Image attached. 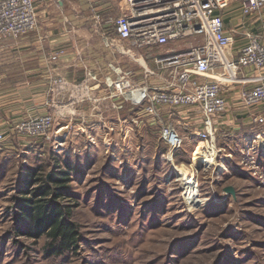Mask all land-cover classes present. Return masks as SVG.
<instances>
[{
    "label": "rangeland",
    "instance_id": "374dc122",
    "mask_svg": "<svg viewBox=\"0 0 264 264\" xmlns=\"http://www.w3.org/2000/svg\"><path fill=\"white\" fill-rule=\"evenodd\" d=\"M182 40L150 47L152 56L193 41ZM109 103L103 123L114 121L113 130L100 120L81 126L76 113L57 114L54 129L63 126L59 134L66 139L57 148L51 140L6 131L0 142V264H264V140L245 144L250 135L240 127L230 132L218 124L217 152L206 164L203 145L196 150L195 108L181 107L171 119L185 143L169 162L152 119L142 116L132 125L125 102L116 120ZM197 151L203 155L195 162ZM29 168L34 178L48 179L69 170L68 192L59 202L79 227L76 250L46 256L44 235L25 233L17 196L39 183H22ZM228 185L233 194L224 191Z\"/></svg>",
    "mask_w": 264,
    "mask_h": 264
},
{
    "label": "built area",
    "instance_id": "2783aa9c",
    "mask_svg": "<svg viewBox=\"0 0 264 264\" xmlns=\"http://www.w3.org/2000/svg\"><path fill=\"white\" fill-rule=\"evenodd\" d=\"M37 1L0 0V42L8 38H19L36 29ZM229 1L125 0L126 11L109 18L108 22L114 25L118 38L127 42L126 46L124 43H116L115 48L135 60L140 68L141 80L135 78L132 69L109 62L100 71L84 66V76L78 82L70 83L63 77H52L49 86L51 89L55 87L57 91L66 89L71 93L69 100L60 104L72 105L87 101L99 105L101 100L109 99L108 106L118 111L126 102L132 111L129 118L132 125L138 123L142 116L152 119L158 125L159 138L167 148L163 157L169 162H173L174 153L185 143V137L178 131L171 116L175 109L181 107L197 108L202 121L200 127L195 129L196 150L202 143L201 149L208 153L202 159L206 163L205 159L210 158V152H217L216 122L227 109L223 89L240 80L238 71L241 69L264 68V36L261 35L246 33L247 41L241 46L238 55L233 59L225 56L224 49L231 44L233 37L224 29L218 11ZM241 1L245 14L258 12L264 7V0ZM102 33L103 43L109 46L111 36L106 31ZM188 37L201 39L191 41L184 48L154 56L152 60L155 69L145 62L143 56L133 52ZM63 52L60 49L51 53L50 60H57ZM256 81L242 91L240 99L249 110L248 121L263 128L244 138L245 144H260L264 140V82ZM95 87L99 90L96 91ZM252 107L256 110H251ZM56 115L50 111L22 118L0 130V142L6 139V131H10L51 140L57 148L65 144L66 139L59 134L63 126L54 129ZM109 128L114 129L112 125ZM210 162L209 159L207 163Z\"/></svg>",
    "mask_w": 264,
    "mask_h": 264
},
{
    "label": "crops",
    "instance_id": "0c3cea01",
    "mask_svg": "<svg viewBox=\"0 0 264 264\" xmlns=\"http://www.w3.org/2000/svg\"><path fill=\"white\" fill-rule=\"evenodd\" d=\"M242 7L241 0H230L218 11L222 17L224 29L233 37L231 44L224 49L225 56L229 59L235 58L241 46L246 43V33L264 36V7L258 12L247 14L243 12ZM36 9L38 23L35 30L19 38H8L0 42V130L12 126L31 114L50 111L55 114L62 112L67 116L69 111L73 110V115L76 113L73 117L83 122L81 126L84 127L87 119L100 120L99 122L103 123V118H106L105 101L108 100H101L99 105L84 101L77 103L78 107L75 103V105L60 104L67 102L71 93L69 94L66 89L62 91H57L55 87L51 89L49 85L51 78L57 76L65 78L70 83L78 82L84 76V66L100 71L109 62L132 69L135 72V78L141 80L140 68L135 60L115 48L116 43H124L126 46L127 42L118 38L114 25L108 22L109 18H114L126 11L125 0L94 2L38 0ZM103 31L112 38L110 45L105 48L101 40ZM192 39L197 41L201 38ZM180 41H170L166 44L173 45ZM60 49L64 52L57 60L51 61L50 54ZM106 50L111 57L103 58V53L106 55L108 53ZM133 52L143 56L146 63L151 61L150 65L156 68L152 63L153 53L150 48L133 50ZM238 75L241 77L240 80L223 89L227 109L216 123L217 125L225 124L230 132L243 126L248 127L250 131L257 128L260 131L263 127L248 121L249 110L242 104L240 95L256 80L264 82V68L246 67L238 71ZM160 81L156 80V82ZM95 90L98 91L99 88L95 87ZM50 100L53 102L50 103ZM197 110L195 108L196 128L200 127L202 121L200 114L199 117L197 116L199 113ZM251 110L256 109L252 107ZM69 115L71 116L72 113ZM115 118L118 120V111H115ZM111 125L114 127V121H111ZM106 127L109 128V126Z\"/></svg>",
    "mask_w": 264,
    "mask_h": 264
},
{
    "label": "trees",
    "instance_id": "16d2710c",
    "mask_svg": "<svg viewBox=\"0 0 264 264\" xmlns=\"http://www.w3.org/2000/svg\"><path fill=\"white\" fill-rule=\"evenodd\" d=\"M241 130L243 134L258 132V128L250 131L245 126L241 127ZM52 153V151H48L49 156ZM65 165L68 167L67 163ZM25 171L29 176L27 181H22V183L33 184V181H39L32 189L23 190L17 196L18 208L21 210L18 220L25 224L23 227L25 233L33 237L44 235L45 241L42 249L46 256L60 255L76 250L81 241L79 227L71 219V212L67 205L59 202V198L68 192L69 186L66 182L69 179V170H57L60 176H52L51 179L34 178L32 168L25 169Z\"/></svg>",
    "mask_w": 264,
    "mask_h": 264
},
{
    "label": "bare ground",
    "instance_id": "6f19581e",
    "mask_svg": "<svg viewBox=\"0 0 264 264\" xmlns=\"http://www.w3.org/2000/svg\"><path fill=\"white\" fill-rule=\"evenodd\" d=\"M64 128V127H63ZM63 128H61V129H63ZM60 129V130H61ZM60 130H59V132H60ZM261 140V139H260ZM203 144L201 143V146H202ZM203 151V150H202ZM200 151H197V153L195 154V156H194V159H195V162L198 160V158L200 157V156H202L203 154H201L202 152H200ZM214 152V151H213ZM214 154H215V152H214ZM205 155H207V154H204V156ZM213 157L214 156H212L211 158H209L210 160H211V162H213ZM209 159L207 158V159H205V162H209ZM200 160V159H199ZM194 190H195V188H194Z\"/></svg>",
    "mask_w": 264,
    "mask_h": 264
},
{
    "label": "water",
    "instance_id": "95a60500",
    "mask_svg": "<svg viewBox=\"0 0 264 264\" xmlns=\"http://www.w3.org/2000/svg\"><path fill=\"white\" fill-rule=\"evenodd\" d=\"M224 191L227 193H234V188L231 185L225 186Z\"/></svg>",
    "mask_w": 264,
    "mask_h": 264
}]
</instances>
